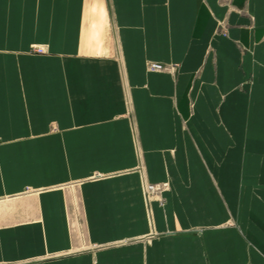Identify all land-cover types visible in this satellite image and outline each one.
<instances>
[{
	"label": "crops",
	"instance_id": "crops-1",
	"mask_svg": "<svg viewBox=\"0 0 264 264\" xmlns=\"http://www.w3.org/2000/svg\"><path fill=\"white\" fill-rule=\"evenodd\" d=\"M0 264H264V0H0Z\"/></svg>",
	"mask_w": 264,
	"mask_h": 264
},
{
	"label": "built area",
	"instance_id": "built-area-1",
	"mask_svg": "<svg viewBox=\"0 0 264 264\" xmlns=\"http://www.w3.org/2000/svg\"><path fill=\"white\" fill-rule=\"evenodd\" d=\"M221 27L224 29L226 25L221 23ZM35 50L38 52H43V49L40 47H36ZM148 66L151 70L167 71L171 73H175L178 68V65L174 63H161L155 61L150 62ZM168 187V182H145L144 193L147 199L157 196L162 200L161 195L166 189H168Z\"/></svg>",
	"mask_w": 264,
	"mask_h": 264
},
{
	"label": "rangeland",
	"instance_id": "rangeland-1",
	"mask_svg": "<svg viewBox=\"0 0 264 264\" xmlns=\"http://www.w3.org/2000/svg\"><path fill=\"white\" fill-rule=\"evenodd\" d=\"M221 29H222V28H221ZM224 30H225V28H224ZM224 30L222 29V31L226 33V31H224Z\"/></svg>",
	"mask_w": 264,
	"mask_h": 264
},
{
	"label": "bare ground",
	"instance_id": "bare-ground-1",
	"mask_svg": "<svg viewBox=\"0 0 264 264\" xmlns=\"http://www.w3.org/2000/svg\"><path fill=\"white\" fill-rule=\"evenodd\" d=\"M156 71H159V70H156Z\"/></svg>",
	"mask_w": 264,
	"mask_h": 264
}]
</instances>
